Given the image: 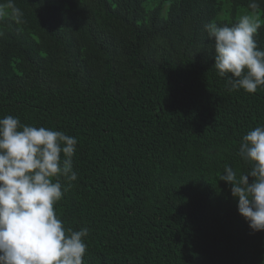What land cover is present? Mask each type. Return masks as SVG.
<instances>
[{
    "label": "trees",
    "instance_id": "obj_1",
    "mask_svg": "<svg viewBox=\"0 0 264 264\" xmlns=\"http://www.w3.org/2000/svg\"><path fill=\"white\" fill-rule=\"evenodd\" d=\"M14 3L22 21L0 20V118L77 138L78 177L54 207L90 230L83 264H264V231L218 178L250 167L239 145L264 126V88L230 89L204 28L232 26L250 0Z\"/></svg>",
    "mask_w": 264,
    "mask_h": 264
},
{
    "label": "clouds",
    "instance_id": "obj_2",
    "mask_svg": "<svg viewBox=\"0 0 264 264\" xmlns=\"http://www.w3.org/2000/svg\"><path fill=\"white\" fill-rule=\"evenodd\" d=\"M248 7L251 14L232 26L212 21L204 28L213 41L217 74L230 89L255 94L264 88V49L255 39L259 3L250 0ZM22 17L14 0L0 4V20L20 23ZM77 145L63 131L23 124L12 115L0 118V264H83L90 230L66 228L54 207L77 180ZM238 154L248 170L237 176L226 165L218 178L230 186L250 229L264 231V126L242 137Z\"/></svg>",
    "mask_w": 264,
    "mask_h": 264
},
{
    "label": "rangeland",
    "instance_id": "obj_3",
    "mask_svg": "<svg viewBox=\"0 0 264 264\" xmlns=\"http://www.w3.org/2000/svg\"><path fill=\"white\" fill-rule=\"evenodd\" d=\"M251 12H252V11H249V10H246V11H245V10H243V11H242V13H241V14H239V17H240L241 15H244V14H251ZM256 15H258V16H259V18H260V20H261V17H260V12H259V11H257V12H256Z\"/></svg>",
    "mask_w": 264,
    "mask_h": 264
}]
</instances>
